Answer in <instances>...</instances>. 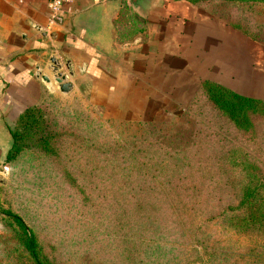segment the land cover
Instances as JSON below:
<instances>
[{
  "label": "rangeland",
  "instance_id": "obj_1",
  "mask_svg": "<svg viewBox=\"0 0 264 264\" xmlns=\"http://www.w3.org/2000/svg\"><path fill=\"white\" fill-rule=\"evenodd\" d=\"M117 26L121 43L143 41L119 57L135 55V82L108 103L44 91L37 105L80 139L59 160L27 149L0 164V264H36L5 210L49 264H264V188L261 219L239 217L248 184L264 183V121L248 142L200 90L210 79L264 98V5L160 0Z\"/></svg>",
  "mask_w": 264,
  "mask_h": 264
},
{
  "label": "crops",
  "instance_id": "obj_2",
  "mask_svg": "<svg viewBox=\"0 0 264 264\" xmlns=\"http://www.w3.org/2000/svg\"><path fill=\"white\" fill-rule=\"evenodd\" d=\"M49 2L0 0V164L7 161L13 145L11 130L17 116L39 104L44 91L62 93L53 79L55 68L73 85L70 93H62L68 97L84 90L108 103L118 88L135 82V55L126 68L119 67V57L143 44L117 39L118 22L125 10L133 8L128 0H74L66 6L64 23L56 28H49Z\"/></svg>",
  "mask_w": 264,
  "mask_h": 264
},
{
  "label": "trees",
  "instance_id": "obj_3",
  "mask_svg": "<svg viewBox=\"0 0 264 264\" xmlns=\"http://www.w3.org/2000/svg\"><path fill=\"white\" fill-rule=\"evenodd\" d=\"M194 5H211L223 2L232 6L246 7L254 4L264 5V0H179ZM238 31L253 37L250 30L242 27L234 20H228ZM254 38V37H253ZM201 93L209 104L217 110L236 130L241 132L245 140L255 142L258 136L257 124L264 121V98H256L241 94L218 81L206 79L200 84ZM46 105L27 107L15 120L11 130L13 145L8 153L7 161L16 160L27 149H35L47 156L59 160L60 150L66 138L80 139V134L72 127L61 125V121L52 116ZM263 183V182H261ZM261 186L248 184L242 202L245 204L246 214L239 216L243 224L254 225L257 215L252 211L255 208V199L262 193ZM13 222L19 240L23 243L36 264H49L41 258V243L38 236L29 228L25 220L12 210L3 211Z\"/></svg>",
  "mask_w": 264,
  "mask_h": 264
},
{
  "label": "water",
  "instance_id": "obj_4",
  "mask_svg": "<svg viewBox=\"0 0 264 264\" xmlns=\"http://www.w3.org/2000/svg\"><path fill=\"white\" fill-rule=\"evenodd\" d=\"M128 1L131 3L133 8L137 10V12L140 15L145 16L149 11L150 6L153 5L156 0H128ZM54 72L56 74L53 79L55 80L56 83L59 84L60 91L65 94L70 93L73 90L72 83L68 82L66 76L62 72H58V68H55ZM42 79L47 83L50 82V78L46 75L42 76Z\"/></svg>",
  "mask_w": 264,
  "mask_h": 264
},
{
  "label": "built area",
  "instance_id": "obj_5",
  "mask_svg": "<svg viewBox=\"0 0 264 264\" xmlns=\"http://www.w3.org/2000/svg\"><path fill=\"white\" fill-rule=\"evenodd\" d=\"M74 0H50V21L49 28H56L64 23L66 19V6L73 3Z\"/></svg>",
  "mask_w": 264,
  "mask_h": 264
}]
</instances>
